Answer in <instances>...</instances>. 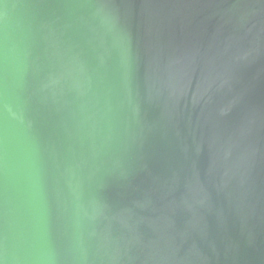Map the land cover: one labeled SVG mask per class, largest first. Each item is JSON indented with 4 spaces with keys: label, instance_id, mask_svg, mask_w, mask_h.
Masks as SVG:
<instances>
[{
    "label": "water",
    "instance_id": "1",
    "mask_svg": "<svg viewBox=\"0 0 264 264\" xmlns=\"http://www.w3.org/2000/svg\"><path fill=\"white\" fill-rule=\"evenodd\" d=\"M0 264H264V0H0Z\"/></svg>",
    "mask_w": 264,
    "mask_h": 264
}]
</instances>
